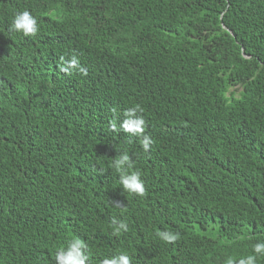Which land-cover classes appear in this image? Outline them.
I'll return each instance as SVG.
<instances>
[{"label": "trees", "instance_id": "16d2710c", "mask_svg": "<svg viewBox=\"0 0 264 264\" xmlns=\"http://www.w3.org/2000/svg\"><path fill=\"white\" fill-rule=\"evenodd\" d=\"M25 10L35 37L10 31ZM73 55L86 76L59 70ZM136 105L147 152L109 131ZM75 238L87 264H264V0H0V264Z\"/></svg>", "mask_w": 264, "mask_h": 264}, {"label": "clouds", "instance_id": "9594fccd", "mask_svg": "<svg viewBox=\"0 0 264 264\" xmlns=\"http://www.w3.org/2000/svg\"><path fill=\"white\" fill-rule=\"evenodd\" d=\"M10 31L22 33L24 37H35L39 32V28L37 26V20L29 11L25 10L14 17ZM61 59L63 61V58ZM73 69L78 70L82 75H87V70L80 66L79 59L76 55H73L72 58L67 61L66 66L61 67L59 70L70 75V70ZM142 112L143 109L139 105L126 110L123 113V122L119 127H117V122L115 120L109 122V131H123L129 136L140 138L141 146L144 151L147 152L150 150V146L154 141L145 133L146 122L141 115H138V113ZM112 167L119 175L120 183L125 191L142 198L146 196V189L144 183L140 179V174L138 172L129 173L128 171L134 167V164L127 154H123L116 159L113 162ZM115 204L117 207L123 209L122 204ZM123 210L126 211V209ZM110 226L113 229L112 234L114 236H119L122 232L126 233L128 231V225L126 223L118 222L115 219L111 221ZM157 235L166 243H175L180 239L179 233L158 232ZM88 251L87 244L81 239L75 238L69 241L66 251L61 249L57 253L56 262L57 264H87L89 257L86 256L85 253ZM253 251L257 255H264V244L255 245ZM101 264H131V259L127 255H119L110 259H104ZM227 264H233V260L229 259ZM239 264H256V256L250 255L246 259H241Z\"/></svg>", "mask_w": 264, "mask_h": 264}, {"label": "bare ground", "instance_id": "6f19581e", "mask_svg": "<svg viewBox=\"0 0 264 264\" xmlns=\"http://www.w3.org/2000/svg\"><path fill=\"white\" fill-rule=\"evenodd\" d=\"M32 97H33V96H32ZM32 101H33V100H32ZM35 101H36V100H35ZM28 106H29V105H28ZM32 107H33V106H32ZM14 109H15V108H14ZM16 110H17V109H16ZM16 110H15V111H16ZM31 110H32V109H31ZM37 111H38V110H37ZM37 111H36V112H37ZM11 112H12V111H11ZM13 112H14V111H13ZM15 114H16V113H15ZM13 115H14V113H13ZM36 117H37V115H36ZM28 121H29V119H28Z\"/></svg>", "mask_w": 264, "mask_h": 264}]
</instances>
